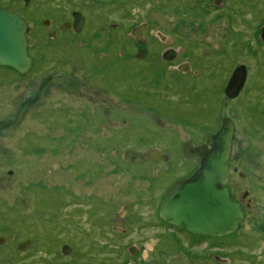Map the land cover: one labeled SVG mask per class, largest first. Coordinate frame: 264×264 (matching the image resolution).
Here are the masks:
<instances>
[{
	"label": "rangeland",
	"instance_id": "1",
	"mask_svg": "<svg viewBox=\"0 0 264 264\" xmlns=\"http://www.w3.org/2000/svg\"><path fill=\"white\" fill-rule=\"evenodd\" d=\"M45 1L26 7L5 0L0 7L33 26L59 17L48 4L73 9L79 3ZM100 1L108 0H85L78 8L90 20L78 38L64 33L55 42L43 38L47 29H29L36 45L30 73L0 67L7 86L0 96V238L9 247L21 237L31 240L38 255L26 251L19 260L36 264L52 256L53 264H194L174 255L194 237L168 229L156 236L162 229H139L147 224L139 217L154 218L162 196L198 166L184 157V143L201 144L227 115L235 124L233 166L247 176H235L236 198L246 206L248 191L252 203L240 231L215 243L231 244L225 250L232 256L243 251L233 264H264V4L253 25L248 16L229 20L216 9L203 21L199 9L182 18L166 3L163 14L154 13L157 1ZM134 26L145 29L146 60L138 59ZM78 39L86 44H72ZM163 49L176 51V64L185 58L192 74L168 71ZM241 65L248 71L245 87L227 102L224 88ZM14 83L17 90L9 87ZM154 149L161 159H125L129 151ZM155 236L153 247L149 239ZM143 243L153 250L147 254ZM64 247L70 253L61 259ZM143 247L144 256H130ZM203 261L228 264L230 257Z\"/></svg>",
	"mask_w": 264,
	"mask_h": 264
},
{
	"label": "water",
	"instance_id": "2",
	"mask_svg": "<svg viewBox=\"0 0 264 264\" xmlns=\"http://www.w3.org/2000/svg\"><path fill=\"white\" fill-rule=\"evenodd\" d=\"M139 29L134 35L141 39ZM27 24L16 14L0 10V66L27 74L32 67L26 37ZM184 71V70H183ZM247 68L238 66L232 74L225 94L235 99L244 89ZM234 126L230 119L223 120L220 130L207 137L206 143L184 146L186 158L199 161V167L190 176L175 183L163 200L159 216L167 224L196 236L223 238L241 228L245 213L228 187V167ZM159 152L141 155L129 151L125 159L154 160ZM67 248H65L66 250Z\"/></svg>",
	"mask_w": 264,
	"mask_h": 264
},
{
	"label": "flooded vegetation",
	"instance_id": "3",
	"mask_svg": "<svg viewBox=\"0 0 264 264\" xmlns=\"http://www.w3.org/2000/svg\"><path fill=\"white\" fill-rule=\"evenodd\" d=\"M4 1L5 0H0V2H4ZM21 1L23 2V4L26 7H31L32 5L39 4L40 2H41V4H44V5L47 4V2L45 0H21ZM78 1H79V3H76L78 5V7H75L73 9H69L68 7L66 8L65 6H62V5H58V7H54V6H50L48 4V6L53 8L52 10L56 12L55 15H57V16L59 15V17H54V18L53 17L52 18L49 17V18L42 19V20L38 21L37 25H33V26L30 24V22H28L19 13L11 12V11H9L7 9L2 8V7H0V10H5V11H8L9 13H11V14H16V15L20 16L25 21V23L27 24L26 36H27V40H28V53H29V56L31 57V55H30L31 50L32 49H36V45H35L34 40H33V43H31V42H29V39H28V35L30 33H32V29H47L48 32L45 35V37H43V38L44 39L47 38L49 40H52V41H55V42H59L60 39L63 38L64 33L72 34L73 36L78 38V36H80V35H82L84 33L85 29L89 28V21L90 20L88 19V16L86 17L82 13V11L80 9H78L81 5H83L85 3V0H76V2H78ZM142 1H145L147 3H151V2L157 1L156 5H154V6L151 5L152 7L150 8V9H152V8L155 9L154 13L157 11L156 13L163 14V8L161 6L163 5V3H166V4H168L169 7L172 8V10H170V12H174V14L177 15V16L180 15L182 18H185L186 15L188 17H190L191 16L190 13H193L194 15H196L195 10L199 9L200 12H201L200 16H202V20L204 21L205 20V16H207L209 14L210 10L213 11L214 9H216L218 11V13L222 12V16L225 17V18H228L229 20H231L233 18H235V19L239 18L240 21H242L244 19H247V16H248L249 17V22H251V24L253 23V25L255 24V21H256V19H255L256 16L255 15L262 11V5L264 4V0H221L222 4L221 5L219 4L215 8L213 6L214 3H215V0H142ZM70 2L73 3V1H71V0H70ZM101 2H103L104 6H111L112 4H114V2L112 0H108L107 2L106 1H100V3ZM87 5L89 6V3H87ZM93 16H95V15H93ZM63 17H64V19H63ZM106 27L108 29L112 28V26H106ZM259 28H260V26H259ZM29 29H31V31L28 34ZM138 29H139L138 32L140 34L141 39H138L134 35V32L136 30H138ZM132 36L135 39V43L138 45L137 46L138 47V52L137 53H139L141 51V53L138 56V59L139 60H146V58L148 57V50L146 49L148 47V42L144 38L145 29H143L142 26H136L135 28H132ZM37 41H38V39H37ZM158 42H159V44H161L160 41H158ZM69 43H71V42H69ZM37 44H38V42H37ZM72 44L85 45L86 43H85L84 40L80 41L78 39L77 42H75V43L72 41ZM184 56H185V54H184ZM160 58H161L162 61H164L167 64V70L168 71H172L174 73H179V74H182V75L192 74V72H193L192 65L189 64L188 61H185L186 60L185 58H183V60H182L183 62L180 61L181 63H177L176 64V61L180 58V56H178L176 54V51L173 50V49H165V50L163 49L161 51V53H160ZM34 65H35V61H34V59H32V67H31L30 71H32V69L34 68ZM4 68L12 69V68H9V67H4ZM12 70L17 72V73H19L18 71L14 70V69H12ZM30 71L28 73H30ZM233 72H232V74H233ZM232 74H231L230 78L232 77ZM20 75H23V74H20ZM230 78H229V80H230ZM229 80H228L225 88L227 87V85L229 83ZM10 86H13L14 89L17 90V88H19L20 84L14 83L13 85H9V87ZM6 87H7L6 85H3L0 82V96H3L7 92V90L5 89ZM225 88H224V96H225V99H226L227 102L234 101V100H236V99H238L240 97L241 93L239 94V96L237 98L229 99L226 96V94H225ZM225 119H230L232 121V119L230 117H228L227 115H224V116L222 115V117L220 119V126L218 127V129H216L213 133L209 134L208 136L216 134L220 130V128L222 126V123H223V120H225ZM233 126H234V133H235V124H234V122H233ZM207 137H205V140L201 144H198V145L192 143L191 141H188V142H191L194 147H199V146H202V145H204L206 143ZM188 142H186V143H188ZM186 143H184V146H185ZM234 143H235V135L233 136L232 146H233ZM184 146H183V150H184ZM231 150H232V147H231ZM152 151L159 152L156 149H154ZM252 154H255V153H252ZM161 157L162 156L159 153V156L156 159H154V160L161 159ZM242 159H244V158L243 157L238 158V161H241ZM189 160H192V159H189ZM147 161H153V160H147ZM192 161L193 162H197L198 166L190 174H188L187 176L191 175L199 167V164H200L199 161H195V160H192ZM233 163L236 164L235 161L233 162V158L231 157V152H230L229 161H228V167H229V170H230V173H231L230 180H229V186H230V189L232 191L233 196L236 198L235 189L233 187V181L235 183V179L234 178H235L236 175H238L242 180L243 179L246 180L247 176L244 173H240L238 171L237 167H235L236 165L233 166ZM10 174H12V172H10ZM171 188L172 187H170L168 189V191ZM168 191L164 194V196H162L160 202H158L156 200L158 202L159 206H158V209H157V213L154 215V218H152V219H150L149 217L148 218H144L143 215H140L139 218L141 220H144L145 223H147V224L141 225V227L139 229L144 230V229H147L148 227L156 226L157 228H161L162 229L160 232H158L156 234V236H160L167 229L175 231L179 236H181L182 234L183 235L184 234H189L192 237L196 236V235H193V234L188 233L186 231L180 230V229H178L176 227H173V226L167 224L166 222H164L160 218L159 210H160L161 204H162L164 198L166 197ZM248 197H249V192L245 191L244 194H243V199L244 200H248V204L246 206H244V203L240 202L241 205H242V208H243V210L245 212V219H246V214L248 213V209L251 207V203H252V201ZM236 200H238V199L236 198ZM145 206H149L147 204V202H145V204H143V209H144ZM139 229L137 228V230H139ZM156 236L154 238H152V239H149L153 243V247H154V244L157 242ZM199 237H202V236H199ZM203 238H206V241L203 239L202 241H204V242H201V243H207V246H205L202 249H199V250H203V251H204L205 248H207V247L209 248L213 244H215L213 239L221 240V241L223 239H225V238H208V237H203ZM144 240H145V238H144ZM144 240H143V242H144ZM0 243H3L2 245H0V248L2 247V249H4V248L8 249V250H6L7 253L10 254L9 256L7 255L8 257L11 258V255H14V258L7 259L6 257L3 256L5 254H7V253H0V264H36V263H34L32 261H29L28 259H25V260L24 259H20L19 260V254H21V253L24 254V252H26V251L30 252L32 257H36V255H38V250L36 248H33V242L31 240H29V239H24L23 240L22 237H21V238L16 240L15 246H12V247H9L6 244V240L5 239H1L0 238ZM184 244H187V243L184 242ZM143 246H144V243H143ZM222 246L223 247H222V249L220 251L222 253L214 252V251H218L217 248H214V249L213 248H209V249H211L210 250L211 252L205 253V255L207 257H204V259L207 258L209 260V259H211V257H213L215 255H221L222 258H224L225 255L228 254V252L225 250V248L231 247V244L230 245L222 244ZM144 247L146 249V246H144ZM144 247H143V251L141 249L140 250L137 249L139 254L138 253L137 254H133V253L130 252V256H139V255L140 256H142V255L144 256V253H145ZM153 247H152V250H153ZM65 248H67V247H64V249L62 250V252L59 255L61 259L67 258L68 256L63 257V255H69V253H70L68 248L66 250H65ZM152 250L146 249L147 254L149 253V251H152ZM176 253L177 254L174 253L175 256L176 255H182L179 252H176ZM166 255H169V254L167 253ZM166 255L161 254L162 257H164ZM51 256L52 255H50V257ZM184 256H186V255H184ZM46 257H48V255ZM51 259L53 260V256L51 257ZM51 261H45V262L46 263L49 262L47 264H53V262H51ZM146 261L147 260L144 261V264H147ZM213 262L216 263V264L218 263L216 261H213ZM59 264H67V263L63 262V263H59ZM123 264H131V263L130 262H124ZM151 264H156V262H153ZM207 264H211V262L209 261ZM228 264H231V261Z\"/></svg>",
	"mask_w": 264,
	"mask_h": 264
},
{
	"label": "trees",
	"instance_id": "4",
	"mask_svg": "<svg viewBox=\"0 0 264 264\" xmlns=\"http://www.w3.org/2000/svg\"><path fill=\"white\" fill-rule=\"evenodd\" d=\"M238 233V231L237 232H235V233H233L232 235H236ZM231 235V236H232ZM194 238H193V241L189 244V245H186V246H184L180 251H179V253H181L182 255L184 254V255H186L187 257H189V259H192V260H194V264H202L204 261H203V259H204V257H207L206 255H205V253H209V252H211L210 250L211 249H209V248H217L218 249V251H214V252H220L221 251V249H222V243H215V244H213L211 247H207V248H205L204 249V251L203 250H201V251H198L199 249H194V248H196V247H194L195 245H198V244H200L201 242H204V241H202L203 239L206 241V238H203V237H199V236H193ZM213 241L214 242H216V241H221V240H216V239H213ZM228 252V254H226L225 255V257L224 258H228V257H230V261H231V264H233V257L235 256L234 254H236L237 256H242V255H244V253H243V251L242 250H237V251H234V253H233V256L231 255L232 253L230 252V250L229 251H227ZM220 253H222V252H220ZM217 264H219V263H217ZM242 264V263H241Z\"/></svg>",
	"mask_w": 264,
	"mask_h": 264
}]
</instances>
